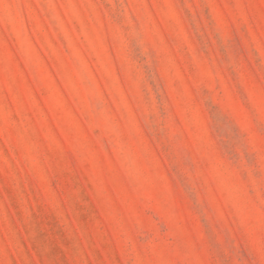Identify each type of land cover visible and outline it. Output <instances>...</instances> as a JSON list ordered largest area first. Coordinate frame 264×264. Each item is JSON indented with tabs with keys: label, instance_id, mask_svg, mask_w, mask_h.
<instances>
[{
	"label": "rangeland",
	"instance_id": "374dc122",
	"mask_svg": "<svg viewBox=\"0 0 264 264\" xmlns=\"http://www.w3.org/2000/svg\"><path fill=\"white\" fill-rule=\"evenodd\" d=\"M0 264H264V0H0Z\"/></svg>",
	"mask_w": 264,
	"mask_h": 264
}]
</instances>
